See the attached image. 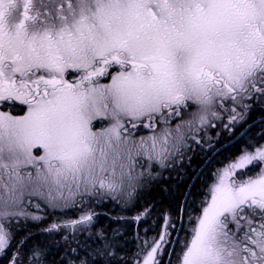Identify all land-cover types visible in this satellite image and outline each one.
Listing matches in <instances>:
<instances>
[{"label": "snow or ice", "instance_id": "6c2138e0", "mask_svg": "<svg viewBox=\"0 0 264 264\" xmlns=\"http://www.w3.org/2000/svg\"><path fill=\"white\" fill-rule=\"evenodd\" d=\"M246 101L264 106V0H0V257L47 264L45 248L22 251L32 232L13 244L46 218L43 203L80 207L39 229L74 233L62 237L75 254L63 264H264V145L186 192L158 233L151 205L131 217L145 225L131 258L121 228L97 227L92 207L135 204L162 170L191 159L187 141L200 139L187 133L211 139L209 116L221 113L231 132Z\"/></svg>", "mask_w": 264, "mask_h": 264}, {"label": "trees", "instance_id": "16d2710c", "mask_svg": "<svg viewBox=\"0 0 264 264\" xmlns=\"http://www.w3.org/2000/svg\"><path fill=\"white\" fill-rule=\"evenodd\" d=\"M259 112H264V106L258 105L257 113ZM259 126L264 130V123ZM238 150L240 149H237V152ZM191 155L194 158L191 162H188V164H184L183 169H186L184 173H179L174 177L170 174L171 172H169L167 173V176H162L160 179L153 181L152 186L141 193L135 204L124 209H121L118 204H107V202L92 205L94 210L97 213H100V215L96 217L97 227L104 229H111L115 227L121 228L124 234L122 244L126 245V252L130 255V258L135 254L137 249H132V247L129 246V243L137 242V234L143 235L142 227L145 226L144 222L137 225L131 217L140 212L145 206L151 205L152 214L156 217L155 229L159 232L160 222L162 219L161 214L168 211L174 215L175 208L180 204L189 188L196 194L202 192L206 185L212 181V174L217 170L216 163L226 162L234 156L231 149H229V151L225 150L218 154L202 171L201 167L206 163L210 154L204 153L200 156L199 154L197 155L194 152H191ZM84 207H87V205ZM41 213L46 218L39 224L29 223L26 228L22 226L20 231L15 232L13 244L16 240H19L25 232L30 231L33 235L26 241L25 247L22 251L27 252V250L33 245L45 248L47 253H51L52 250H50V248H53L59 251L60 254L58 256L54 253L51 254V256H47V264H55V262L63 264L64 260L69 255L74 256L75 254L68 252L69 244L66 243L62 237L67 235L68 241H72L74 234L67 233L65 230H62L59 233L49 234L43 233L39 231V229L46 226V224L51 223L54 217L56 222L60 224H63L62 221H64L65 218L76 219L77 212L65 209L58 212H52L50 214H48V212ZM117 214L126 217L125 219L127 220L124 219L123 221L116 222L110 219V217L116 216ZM13 228H15V226H13ZM75 235L77 236V239L80 240L81 246L78 247L75 242H72L70 246L72 248H76L77 252L82 254L84 251L83 244L87 237L83 233H76ZM175 259L176 257L173 255L171 260L175 261ZM0 264H9L7 256L0 258Z\"/></svg>", "mask_w": 264, "mask_h": 264}, {"label": "bare ground", "instance_id": "6f19581e", "mask_svg": "<svg viewBox=\"0 0 264 264\" xmlns=\"http://www.w3.org/2000/svg\"><path fill=\"white\" fill-rule=\"evenodd\" d=\"M236 108H237V111L242 112L241 109H238V107H236ZM257 109H258V107H257ZM257 109H255L253 111V117H249V112L250 111H247V113L244 115V119L242 120L243 124H248V123L255 124L256 122L264 119V112L257 113ZM227 115L228 114L223 113V116H224L225 119L219 125L216 126V130L219 131V132L225 133L226 137L223 138V141L228 144V146L232 150L235 158L238 156V154L241 151V150H238V152H237V149H243V148H245V147H247L249 145H257V146L258 145H263V142H264V130L261 127L256 128V134L251 139L246 138L244 140V142L242 141V139L240 137H235L234 138L233 135H232V131H233L234 125H232L231 132H229L226 128L221 126L223 123H225L227 121ZM210 120H212V119H210ZM200 132H202V131H200ZM200 132L194 131L191 134V135H196L197 138L200 139V145H196L194 141H192L191 139H188L187 142L192 145V148L189 149V154H191V151H193L195 154H197V155L199 154L200 156H202V154L206 153L207 150H209V149L214 151L216 154H219L221 147L219 145H217L216 142L209 141V139H207V138H202V136L200 135ZM191 135H189V136H191ZM238 143H241L240 147H242V148H238L239 147L237 145ZM209 144H211L212 147H209L208 146ZM182 167L183 166H180V169H177V168L176 169H170L169 168L171 170L170 174L175 177L179 173H182V172L184 173L186 171V169L184 170V169H182ZM189 190H190V188L188 189V191ZM117 215H119V214H117ZM156 233H158L157 230H156ZM150 234H152V233H150ZM129 246H131L132 249H137V242L129 243ZM50 250H52V252L51 253H47V256H51V254H54V253H56L59 256V254H60L59 251H57V250H55L53 248H50ZM127 257L130 258V255L128 253H127ZM55 264H58V262H55Z\"/></svg>", "mask_w": 264, "mask_h": 264}, {"label": "flooded vegetation", "instance_id": "af4514ba", "mask_svg": "<svg viewBox=\"0 0 264 264\" xmlns=\"http://www.w3.org/2000/svg\"><path fill=\"white\" fill-rule=\"evenodd\" d=\"M101 82L102 83H104V82H107L104 78H101ZM252 105V107L249 109V117H253V111L258 107V104H251ZM262 120H264V119H262ZM262 120H260V121H262ZM253 123H248V124H240V126L239 127H237V129H234L233 131H232V135H233V137L235 138V137H237V136H239L240 134H241V132L243 133L246 129V133L243 135V136H241L240 138L242 139V141L244 142V140L246 139V138H249V139H251L255 134H256V128H258V127H260L258 124L257 125H254V126H251V127H249L250 125H252ZM137 132H138V130H137ZM211 135H212V142H216L217 143V145H219L221 148H223V149H221L220 150V153L221 152H223V151H225V150H228L229 151V146H228V144L226 143V142H224L223 141V139L222 140H220V138H224V137H226V135H225V133H222V132H219V131H217V130H212L211 131ZM227 145V146H226ZM240 145H241V143H239L238 144V148H242V147H240ZM241 150V149H240ZM206 153H208V154H213V153H215L214 151H212L211 149H209V150H207V152ZM219 153V154H220ZM218 155V154H217ZM216 155V156H217ZM217 164V163H216ZM224 164V163H223Z\"/></svg>", "mask_w": 264, "mask_h": 264}, {"label": "rangeland", "instance_id": "374dc122", "mask_svg": "<svg viewBox=\"0 0 264 264\" xmlns=\"http://www.w3.org/2000/svg\"><path fill=\"white\" fill-rule=\"evenodd\" d=\"M246 103H248L247 101H246ZM192 110H194V109H190L189 111H192ZM239 112V111H238ZM227 114V113H226ZM221 115L223 116V113H221ZM187 117L185 116L184 118H182V119H180L179 121H173V125H175V123H177V122H182L183 121V119H186ZM209 118L210 119H212V122L213 123H215L216 124V126L217 125H219L222 121H217V120H213V118L211 117V116H209ZM202 132H203V130H202ZM149 134V130L148 131H146V132H143V133H141V132H137V136H141V135H144V136H146V135H148ZM263 145H264V142H263ZM190 155V157H191V154H189ZM186 162H188V160L187 159H185L182 163H179V164H176L175 165V167H173V169H180V166H184V164L186 163ZM189 162H191V161H189ZM183 168V167H182ZM168 170H169V168H168ZM163 171V175L162 176H167V170L166 169H164V170H162ZM161 176V177H162ZM161 177H159L158 179H160ZM77 199H79V198H77ZM37 202V200H36V198H33V203H36ZM107 204H116L115 202H113V201H111V200H108L107 201ZM86 206V205H85ZM41 208L43 209V211L42 212H48V214H50V213H52L53 211H51L49 208H46L45 206H44V204L43 203H41ZM65 209H69V210H73V211H76L77 212V215H76V219L78 218V216L80 215V207L79 206H77V207H72V206H69V207H67V208H65ZM65 209H63V210H65ZM28 211H30V212H35L36 211V209L35 208H33L31 205H29L28 206ZM56 212H58V211H56ZM38 214H40V215H43L41 212L40 213H38ZM47 214V215H48ZM71 220H74V219H68V218H65L64 219V223L65 222H67V221H71ZM29 223H31V222H29ZM28 223V224H29ZM27 224V225H28ZM46 225H48V224H46ZM66 232L67 233H70V234H74V233H72V232H70L69 230H66ZM1 258V257H0Z\"/></svg>", "mask_w": 264, "mask_h": 264}, {"label": "water", "instance_id": "95a60500", "mask_svg": "<svg viewBox=\"0 0 264 264\" xmlns=\"http://www.w3.org/2000/svg\"><path fill=\"white\" fill-rule=\"evenodd\" d=\"M167 264H169V261L167 262Z\"/></svg>", "mask_w": 264, "mask_h": 264}]
</instances>
